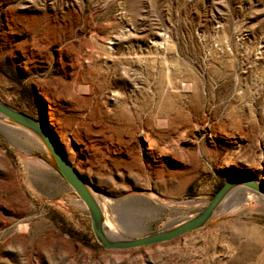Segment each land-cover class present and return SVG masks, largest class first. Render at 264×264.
Instances as JSON below:
<instances>
[{"label": "rangeland", "instance_id": "1", "mask_svg": "<svg viewBox=\"0 0 264 264\" xmlns=\"http://www.w3.org/2000/svg\"><path fill=\"white\" fill-rule=\"evenodd\" d=\"M0 100L45 123L125 238L264 182V0H0ZM237 195V194H236ZM106 250L29 131L0 116V264H264V200Z\"/></svg>", "mask_w": 264, "mask_h": 264}, {"label": "water", "instance_id": "2", "mask_svg": "<svg viewBox=\"0 0 264 264\" xmlns=\"http://www.w3.org/2000/svg\"><path fill=\"white\" fill-rule=\"evenodd\" d=\"M0 116L36 136L53 158L60 174L85 205L91 218V226L98 243L106 250H128L147 247L178 239L206 226L217 212L227 195L237 187H245L264 197V182L238 176H229L205 208L162 230L137 238L112 239L106 232L107 215L85 179L73 167L62 152L55 136L45 123L0 101Z\"/></svg>", "mask_w": 264, "mask_h": 264}, {"label": "bare ground", "instance_id": "3", "mask_svg": "<svg viewBox=\"0 0 264 264\" xmlns=\"http://www.w3.org/2000/svg\"><path fill=\"white\" fill-rule=\"evenodd\" d=\"M1 101V100H0ZM65 155V154H64ZM67 158V157H66ZM68 159V158H67ZM69 160V159H68ZM70 161V160H69ZM70 163H71V161H70ZM72 164V163H71ZM74 167V166H73ZM75 168V167H74ZM76 169V168H75ZM77 170V169H76ZM78 171V170H77ZM78 173H79V171H78ZM246 191H249V192H252V193H254V194H257V195H259V197H261V199H263L264 200V197L262 196V195H260V194H258V193H256V192H253V191H251L250 189H248V188H245V187H237V188H235V189H233L228 195H227V197L223 200V202L221 203V205L219 206V208L222 206V204L224 203V202H228V200L230 199V200H232L231 198L234 196V195H238V196H240L241 195V193L242 192H246ZM95 195V194H94ZM236 195V196H237ZM95 198L97 199V201L99 202V204L101 205V207L103 208V203H101V201H100V199L95 195ZM234 198V197H233ZM218 208V209H219ZM104 210V209H103ZM106 223H107V227H106V232H107V234H108V236L110 237V238H112V239H124L125 238V236L124 235H122L121 233H119L118 231H116V229H115V227L112 225V224H110L107 220H106Z\"/></svg>", "mask_w": 264, "mask_h": 264}]
</instances>
